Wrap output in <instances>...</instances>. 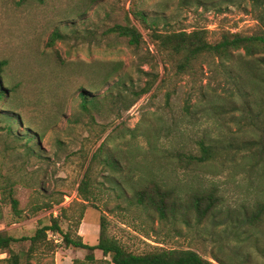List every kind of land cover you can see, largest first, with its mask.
I'll return each instance as SVG.
<instances>
[{
	"label": "rangeland",
	"instance_id": "374dc122",
	"mask_svg": "<svg viewBox=\"0 0 264 264\" xmlns=\"http://www.w3.org/2000/svg\"><path fill=\"white\" fill-rule=\"evenodd\" d=\"M131 2L0 0V61L8 63L2 76L12 90L0 103V118L18 119L12 133L0 123V234L21 240L12 251L26 264L29 239L53 218L90 246L99 243L104 218L108 236L135 254L191 249L214 264H264V216L255 225L248 220L264 205V90L253 95L249 57L237 52L229 69L202 56L179 73L145 25L135 22L144 36L139 47L107 32L124 24ZM143 6L151 16H166L159 33L204 28L214 42L222 30L247 36L263 30L264 5L251 0H145ZM56 30L67 39L49 47ZM81 93L101 103L85 111ZM27 131L42 135L39 147L27 143ZM202 146L212 158L191 160ZM90 171L84 203L80 190ZM144 178L174 185L183 197L214 190L217 208L204 221L191 212L162 221L130 201ZM7 183L14 184L20 216L2 201ZM48 241L31 264L111 262L101 251L66 246L51 231ZM0 264H12L10 254H1Z\"/></svg>",
	"mask_w": 264,
	"mask_h": 264
},
{
	"label": "trees",
	"instance_id": "16d2710c",
	"mask_svg": "<svg viewBox=\"0 0 264 264\" xmlns=\"http://www.w3.org/2000/svg\"><path fill=\"white\" fill-rule=\"evenodd\" d=\"M26 1L27 0H20V3ZM144 1L145 0H132L130 10L124 17V24H115L110 27L107 32L126 39L130 46L139 47L144 40V36L135 25V22L145 25L147 28L153 30V38L155 41L159 42L158 45L160 48L168 52L176 60L179 73H185L191 70L195 61L202 56H211L223 60L228 63L226 66L229 68L231 62L236 58V53L243 51L244 56L249 57L248 65L253 70V95L258 97V92L264 90V16L262 17L263 30L261 33L247 36L222 30L219 34V39L213 42L209 38L208 30L204 28H196L191 32L185 30L165 33L157 32L160 22H167V18L166 16H151L150 10L143 6ZM191 1L198 3V5L207 4V0H180L181 4L191 3ZM212 1L213 0H208L209 3ZM251 1L258 7L264 5V0ZM91 2L98 4L101 0H91ZM66 39L67 34L56 30L50 37L48 46L53 47L58 41H65ZM7 64L6 60L0 61V103L7 99L9 93L12 91L4 86L2 76ZM241 78L243 79V77ZM150 89L151 87L145 88L143 93H147ZM80 96L82 99L81 106L85 111H88L90 106L94 107L101 103V100L98 98L90 97L85 93H81ZM3 121L8 123L6 129H8L9 133H12L13 124H15L18 119L15 116L6 115L0 118V123ZM27 132V134H23L27 143L33 144L35 141L36 145L39 147L43 139L42 135L37 133L34 134L30 131ZM103 147L104 144L94 155L93 162L101 156ZM29 150L35 153V150H33L30 145ZM201 151V156L190 155V159L196 160L199 163H205L212 158L209 147L202 146ZM108 158L112 157L109 156ZM111 165L117 166V162L111 160ZM143 180L144 181H142L138 187L134 188V194L130 201L144 208L147 212H153L162 221L168 220L169 218L178 219L181 216L186 217L190 212L195 214L198 221H204L213 216L217 208L219 196L214 190L192 193L183 197L174 185H170L163 180L152 178H144ZM90 186L92 187L91 171L87 172L80 190L81 200L84 203L89 202L91 196L89 192ZM2 195L4 196L2 201L10 205L13 212L17 216H20L21 210L19 209V200L15 197L14 184H5ZM183 205L187 208V212L186 210H181ZM259 208L252 214L250 213L248 217L250 221L249 224L255 225L263 218L264 205L261 209ZM41 209L43 208H38L37 210ZM82 219L83 212L79 215L78 225ZM49 231L60 234L63 238V242L68 247L88 250L91 253L96 250L101 251L105 257H111L110 264H214L212 261L204 259L199 253L191 249H165L155 247L153 250L142 254L129 252L116 240L108 236L107 225L104 218L101 219L100 223L99 243L95 246L84 243L78 230L64 233L59 226L58 219L53 218L51 225L38 229L36 235L29 239L30 248L26 252L28 258L26 264H31L29 259L38 247L40 248L41 245L47 246L49 244ZM20 241L21 240L12 236L0 234V255L10 254L12 264H20V256L12 251V245ZM87 259L93 260V254H89ZM214 260L217 264H224L218 259Z\"/></svg>",
	"mask_w": 264,
	"mask_h": 264
}]
</instances>
